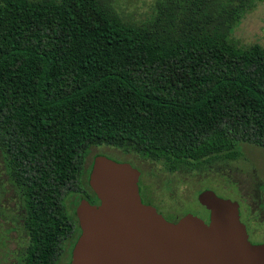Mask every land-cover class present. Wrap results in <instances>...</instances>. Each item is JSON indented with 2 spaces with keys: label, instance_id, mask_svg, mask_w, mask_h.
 Segmentation results:
<instances>
[{
  "label": "trees",
  "instance_id": "16d2710c",
  "mask_svg": "<svg viewBox=\"0 0 264 264\" xmlns=\"http://www.w3.org/2000/svg\"><path fill=\"white\" fill-rule=\"evenodd\" d=\"M259 1L155 0L133 23L112 0H0V201L15 200L0 219L16 264H59L67 247L70 264L82 231L66 202L93 147L181 174L264 149V46L233 38Z\"/></svg>",
  "mask_w": 264,
  "mask_h": 264
},
{
  "label": "water",
  "instance_id": "95a60500",
  "mask_svg": "<svg viewBox=\"0 0 264 264\" xmlns=\"http://www.w3.org/2000/svg\"><path fill=\"white\" fill-rule=\"evenodd\" d=\"M141 172L105 156L94 160L90 187L99 205L78 208L81 228L70 264H264V244H252L240 205L207 190L198 196L209 223L188 214L166 220L140 195Z\"/></svg>",
  "mask_w": 264,
  "mask_h": 264
},
{
  "label": "rangeland",
  "instance_id": "374dc122",
  "mask_svg": "<svg viewBox=\"0 0 264 264\" xmlns=\"http://www.w3.org/2000/svg\"><path fill=\"white\" fill-rule=\"evenodd\" d=\"M121 16L133 23L147 19L152 11L155 0H112ZM234 40L243 47L259 44L264 46V0L258 2L255 9L249 12L236 29ZM241 157L227 163H217L212 170L181 174L170 172L163 163L148 161L136 154H126L112 146L93 147L88 155L85 168L88 169L94 157L105 156L120 163H129L141 172L139 181L142 196L146 204L154 206L169 222H175L188 214L201 219L209 218V212L198 202L201 192L210 190L219 197L237 202L240 205L241 220L248 224L247 212L254 209L264 210V149L253 144L239 146ZM86 175V172H84ZM0 183L6 190L10 184L5 165L0 157ZM81 195L69 197L66 205L73 216L78 214ZM79 205H78V204ZM261 203V204H260ZM77 205V207H76ZM0 206L15 208L12 191H8L0 201ZM264 212H262L263 214ZM260 214L254 215L259 217ZM248 224L251 241L255 244L264 243V220ZM245 225V224H244ZM9 222L0 219V232L10 227ZM256 226V230L254 227ZM8 237L6 245L0 252V264H16L21 249V240L17 232L4 233Z\"/></svg>",
  "mask_w": 264,
  "mask_h": 264
},
{
  "label": "flooded vegetation",
  "instance_id": "af4514ba",
  "mask_svg": "<svg viewBox=\"0 0 264 264\" xmlns=\"http://www.w3.org/2000/svg\"><path fill=\"white\" fill-rule=\"evenodd\" d=\"M89 186H90V183H88L87 184V182L85 183V190L82 192L83 194H82V199H83V201L84 202H88V203H90L91 205H99L100 204V201H99V199L97 198V196L95 197L94 195H93V193L90 191V189H89ZM91 188V187H90ZM140 195H141V198H142V201H143V203L145 204V205H150V204H146V202H145V200H144V198H143V196H142V189H141V187H140ZM83 202V203H84ZM261 204V203H260ZM259 210H261L260 209V205H259V209H257V210H253V211H251V213L250 212H247L246 213V216H247V219H248V224L250 225V223H251V221L249 220V219H251L252 220V222L253 223H255V225H256V223H258L260 220H264V213L262 214V212H264V210H262V211H259ZM159 212V211H158ZM241 213H242V211L240 210V216H241ZM210 214V213H209ZM256 214H260V216L259 217H254V215H256ZM180 219V218H179ZM179 219L178 220H175V222H172V223H177L178 221H179ZM204 221H205V223H209V221H210V215H209V218H207L206 220L205 219H203ZM242 221V220H241ZM243 223V222H242ZM243 224H245V226H246V229H247V233H248V236H249V240H250V242L252 243V244H255L254 242H252L251 241V234H250V231H249V227H248V224H246V223H243ZM254 227V230H256V226H253ZM261 244H264V243H261ZM255 245H258V244H255ZM69 258H70V248H66L65 249V252H64V254H62V256H61V258H60V262H59V264H67L68 263V260H69ZM71 262V260L69 261V263Z\"/></svg>",
  "mask_w": 264,
  "mask_h": 264
}]
</instances>
